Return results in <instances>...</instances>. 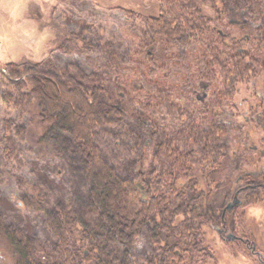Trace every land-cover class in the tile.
<instances>
[{
  "label": "rangeland",
  "instance_id": "rangeland-1",
  "mask_svg": "<svg viewBox=\"0 0 264 264\" xmlns=\"http://www.w3.org/2000/svg\"><path fill=\"white\" fill-rule=\"evenodd\" d=\"M178 1L182 3H177ZM218 2L219 0H0V213L6 228L8 226L21 229L29 238H38L47 243L48 249H55V237L46 223L44 212L32 210L24 204L25 198H37L42 199L48 208L58 202L68 205L87 222L91 233L93 231L96 235L99 234L96 215L89 211L87 205L90 176L83 170L81 155L75 149V142L67 135L62 142L42 139L45 126L36 117L39 108L35 98L30 97L24 106L11 104L5 98L13 83L3 74L4 67L9 62H20L25 57L51 63L58 68L74 64L86 74L99 72L98 62L105 65L102 74L107 73L105 78L109 79L107 84L111 92L115 91L120 97L123 115L119 122L103 126V129L94 135L101 154L122 178L133 179L135 183L140 179L137 173L142 171V177L148 179L151 186L157 185L160 188L169 182L165 167L169 157L168 150L163 155L153 154L156 143L151 141V136L166 148L168 131L174 134L182 128L179 121L175 120L177 116L174 120L171 119L167 109L158 105L160 99L165 102L166 89L171 85L168 71L170 73L171 70H176L174 77L189 71L191 87L198 90L201 84L196 82L197 66L201 56L205 55L210 59L206 62L212 65L211 58L215 53L227 52L223 42L213 34V26L217 23L215 6H221ZM222 2L224 4V0ZM201 7L212 33L205 35L203 41L199 40L196 34L200 26ZM160 12L166 13L169 23H180V27L188 32V37L184 36L187 43L172 46L166 37L161 38L152 31L150 24L154 23L153 17H160ZM223 21H228L226 14ZM62 25L70 31H79L82 38L79 42L82 44L85 39L91 41L96 50L78 53L60 49L59 46L63 45L60 41L62 35L58 37L57 33L58 29H62ZM228 29L231 33L238 31L233 27ZM153 40L159 43L157 52L155 47L154 52L149 53L148 44L154 42ZM112 52L116 53L114 59L110 57ZM172 53L180 56L186 54L185 60L190 68L179 66L177 60L180 59L168 60ZM87 55L97 58V63L87 60ZM106 61L107 64L112 62L111 67L106 65ZM210 69L213 68L207 67L205 71L208 98L212 97L216 85L210 77ZM237 87V101L251 94V86L241 83ZM199 91L187 94L190 101L198 97V93H203ZM177 95L181 103L182 99L186 98V94ZM195 105H198V102ZM246 109L247 104H242L239 110L243 113ZM6 121L24 130V136L18 140L19 159L13 161H7L3 155ZM152 121L158 124L156 132L155 122ZM234 123L232 137L236 136L238 142H244L245 134L249 130L253 131V124L246 122L242 115ZM225 129L227 133H231L229 126ZM185 147L180 144V150L186 149ZM160 153L162 154V151ZM199 164L192 165L194 172L177 174L178 189L186 186V182H193L201 188L197 181L205 182L208 172L198 169ZM233 170L237 176L241 169ZM192 179H196V182ZM192 184L187 187L190 188ZM196 207H199L198 203ZM246 211L243 224L253 235L251 240L256 243L255 249L246 246L243 241L222 237L215 226L210 227L203 223V226H199L201 234L198 235L197 232L196 236L201 242L198 244L206 247L208 256L203 258L202 252L191 254L193 249L189 247L193 244H187L188 248L185 249L188 251L180 248L182 257H174L170 264H264V202L250 205ZM184 219L186 215H177L172 224L178 226ZM153 225L152 223L144 228L142 237L132 249L129 264H149L148 247L165 242V238L153 240ZM161 233L166 234L165 231ZM0 239H6L3 231ZM103 239L104 237H101L98 241L103 242ZM187 240L190 242L191 238ZM124 248H117L121 257ZM88 249L85 247L84 251L88 253ZM155 251L156 255H160L159 250ZM5 252L8 255L4 256V261L1 260L0 252V264H19L16 249H5ZM155 264H160L159 256Z\"/></svg>",
  "mask_w": 264,
  "mask_h": 264
},
{
  "label": "trees",
  "instance_id": "trees-1",
  "mask_svg": "<svg viewBox=\"0 0 264 264\" xmlns=\"http://www.w3.org/2000/svg\"><path fill=\"white\" fill-rule=\"evenodd\" d=\"M172 24L160 18L156 25L152 23L150 26L159 37L171 40L176 37L173 36L175 30ZM58 30L57 35H62L60 41L63 42L59 48L65 52L86 53L96 50L91 41L83 39L82 44L79 42L82 40L79 31H70L64 26ZM153 41L148 44L149 49L158 47V41ZM115 55L112 52L110 57L114 59ZM86 58L97 63L95 57L87 55ZM111 61L108 64L106 61V65L111 67ZM98 66L99 72L86 74L74 64L58 68L51 63L25 57L20 62H9L4 67L3 74L13 83L5 98L17 106H24L30 97L35 98L39 108L36 117L45 126L42 139L62 142L67 135L75 142L83 170L90 176L87 205L89 211L96 215L99 234L91 233L87 222L68 205L58 202L48 208L42 199L25 198L24 204L28 208L44 212L46 223L55 237L56 248L48 249L47 243L38 238H29L21 229L6 228L0 213V236L2 231L6 234L5 240L0 239L1 260L4 261V256L8 255L5 249L14 248L19 255V264H129L134 245L142 237L144 228L152 223L153 240L165 238V242L159 245L172 247L174 257H177V247L187 252L186 245L193 244L189 247L194 250H191V254L202 252V257L206 258V247L198 244L201 242L196 236L201 231L199 226L205 217L201 207L197 208V203H192L201 197L195 183L191 182L192 186L184 189L169 183L160 188L156 185L153 186L152 197L160 202L141 201L133 179L122 178L102 156L94 135L103 126L121 120L123 105L116 92H111L107 84L109 79L105 78L107 73L102 74L105 65L98 62ZM23 136L22 127L6 121L3 155L7 161L19 159L18 140ZM161 144L158 142L156 145L163 155L167 148ZM159 214L162 217L161 223L157 222ZM180 214L186 215V219L174 226V218ZM162 231L166 234L162 235ZM100 236L104 237L103 242L98 241ZM189 237L190 242L187 240ZM119 246L125 247L122 257L117 250ZM39 247L43 249L37 250ZM85 247L89 248L88 253L84 251Z\"/></svg>",
  "mask_w": 264,
  "mask_h": 264
},
{
  "label": "flooded vegetation",
  "instance_id": "flooded-vegetation-1",
  "mask_svg": "<svg viewBox=\"0 0 264 264\" xmlns=\"http://www.w3.org/2000/svg\"><path fill=\"white\" fill-rule=\"evenodd\" d=\"M218 3L221 6H215L217 23L213 26V34L215 33L223 42L224 50L227 52L220 49L223 53H215L211 58L212 65L206 62L210 59L205 55L201 56L202 60L197 59L199 65L196 82L201 84L198 90L191 87L189 71L181 75L177 72L178 77H174L176 70L173 72L171 70L170 73L168 71L171 85L166 89L165 102H161L160 99L158 105L167 109L171 119L174 120L177 116L175 120L179 121L182 128L174 134L168 131L166 148L169 157L165 167L169 175L168 183L179 188L177 174L194 172L192 165L200 163L198 169L208 172V176L204 177L205 182L197 181L201 188L195 186L201 196L196 201L205 217L201 226L203 223L210 227L215 226L222 237L243 241L246 246L255 249L256 243L251 240L253 235L243 222L250 205L264 202V0H224V4L219 0ZM201 11L199 31L196 34L198 39L203 41L205 35L210 32V23L206 22L203 7L200 8L199 12ZM160 14V17H153L155 25L160 18L167 24H172L168 23L166 13ZM224 14L228 18L227 22H222ZM179 25L180 23L172 24L175 30L173 36H176L169 40L172 46L187 43L184 36H187L188 32ZM228 27L236 28L238 31L231 33ZM154 49L148 47L147 51L154 52ZM169 59L171 61L180 59L177 60L179 66L190 68L185 60L186 54L180 56L172 53ZM207 67L213 68L209 70V74L213 78V84H216L210 98L206 95L205 87ZM176 83L182 85L178 86ZM241 83L251 86L252 90L250 95L237 101L236 93L239 89L237 86ZM198 91L203 93H198V97L190 101L187 94ZM177 93L186 94L182 103ZM197 102L198 105H195ZM239 102L241 105L247 104V109L243 113L239 110L241 107ZM240 115L254 126L253 131L249 130L245 134L244 142H238L236 136L232 137L234 122ZM156 124L157 122L155 132L158 125ZM226 126L230 127L231 133H227ZM151 141L158 143L154 136H151ZM156 144L153 154L162 155ZM180 144L185 145L186 149L180 150ZM234 168L241 169L237 176ZM137 176L140 179L135 181V186L137 187L138 183L144 186L142 190L138 189L141 201L159 203V199L152 197L154 187L149 184L148 179L142 177V171H139ZM192 180L196 182V179ZM189 184L191 182H186V186L180 188H187ZM161 221L162 217L159 214L157 222ZM148 249L149 264H155L157 259L155 250L160 251V264H170L174 258L170 246L154 245ZM176 253L177 257L181 258L180 251L177 250Z\"/></svg>",
  "mask_w": 264,
  "mask_h": 264
},
{
  "label": "water",
  "instance_id": "water-1",
  "mask_svg": "<svg viewBox=\"0 0 264 264\" xmlns=\"http://www.w3.org/2000/svg\"><path fill=\"white\" fill-rule=\"evenodd\" d=\"M137 187L139 190H142L144 188V186L141 183H138ZM143 197H146V195H143Z\"/></svg>",
  "mask_w": 264,
  "mask_h": 264
}]
</instances>
